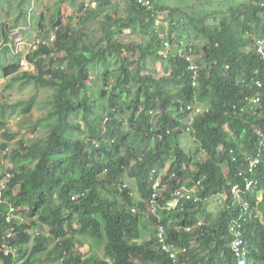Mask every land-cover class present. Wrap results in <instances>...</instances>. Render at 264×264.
Instances as JSON below:
<instances>
[{"label":"trees","instance_id":"obj_1","mask_svg":"<svg viewBox=\"0 0 264 264\" xmlns=\"http://www.w3.org/2000/svg\"><path fill=\"white\" fill-rule=\"evenodd\" d=\"M123 1L125 14L119 16L113 0H79L75 10L68 0L44 9L43 0H0V44L8 45V28H19L27 38L39 34L25 55L37 73L19 70L18 53L9 65L0 64V73L51 90L43 119L47 137L24 139L40 117L7 153L4 169L12 177L0 199V243L16 246L17 253L0 250V264H172L156 236L159 224L167 229L166 242L182 248L178 258L185 264H264V152L253 173L257 183L243 187L247 157L262 151L264 138L259 0H192L181 8L158 0ZM66 11L75 13L72 24L65 21ZM160 20L168 21L169 33H160ZM93 25L101 35L88 33ZM129 28L137 39L121 41ZM88 82L99 88L91 90ZM78 90L82 94L74 100ZM254 95L260 100L251 101ZM32 103L22 107V127ZM12 106L0 101V122ZM3 127L0 137L15 138ZM166 165L164 186L151 202L152 183ZM125 172L143 201L117 186ZM182 181L186 189L200 183L199 201L182 199L166 210ZM235 183L242 198L231 192ZM213 196L221 205L214 217L204 207ZM135 204L139 210L133 213ZM10 208L23 212V221ZM235 219L244 254L230 247L228 226ZM148 228L152 233L145 235ZM83 239L102 240L103 253L83 256Z\"/></svg>","mask_w":264,"mask_h":264},{"label":"rangeland","instance_id":"obj_2","mask_svg":"<svg viewBox=\"0 0 264 264\" xmlns=\"http://www.w3.org/2000/svg\"><path fill=\"white\" fill-rule=\"evenodd\" d=\"M43 7H41L42 9H44V7H53L56 6L59 2V0H43ZM73 2H75L76 0H71L68 2H70V10H75V6H77V4H75L74 6H71V4L73 5ZM85 3H88L89 0H84ZM115 6L117 8H119V16H122L125 14V12L123 11L125 2L123 0H113ZM31 3H33V0H30ZM36 2V1H35ZM34 2V3H35ZM159 4H164L168 7H186V5L188 3H192V0H158ZM90 4V3H89ZM92 6H94V4H92ZM182 7V8H183ZM107 11V10H105ZM104 11V12H105ZM68 11L65 12V14L67 15L65 18V21L70 22L71 24L74 22L75 20V13L74 11ZM161 21V20H160ZM69 23V24H70ZM7 24V23H6ZM168 21L167 20H163L161 22L158 23L159 27V31L161 34H165L166 32L169 33L168 30ZM49 29V27H47ZM31 32V31H30ZM133 32V28H129L127 29L122 37L121 41H131L133 39H137L138 36H136L135 34H132ZM89 34L92 33H96L97 35H101V33L97 30H94V25L93 27H91L88 30ZM9 41L8 43H10V45H3L0 44V52L2 53V55H0V62H2L3 60L8 61V58H10L14 52L15 53H19V55L23 56V53L28 52L30 49H34L36 47V41L39 38V34L37 33H33V35L30 38H27L28 36L24 33H22L20 31V29H14V30H7V33ZM139 40V39H138ZM33 41L35 43H33ZM169 42V40H168ZM170 43V42H169ZM35 44V45H34ZM31 46V48H29ZM5 48V50H4ZM10 53V55L8 54ZM22 63H26L22 60ZM146 63L148 65V67L152 66L151 63V59H146ZM100 65V64H99ZM95 66V65H94ZM24 67V66H23ZM100 67L103 69V67L100 65ZM2 67H0V71L3 72V70H1ZM24 68H29L28 70H33L31 65L29 66L28 63L25 64ZM117 68V64L114 63V69ZM156 68H158V72H160V66H157ZM34 73H36L35 70H33ZM93 75L95 77V75L99 76V71L98 69L93 71ZM2 75L0 74V101L1 102H5L8 105H13L12 108L9 107L8 109L5 110V115L4 116L8 121L6 124V128L5 131H11V133L14 132H21L22 130H24L25 132H27L30 128H32V124H34L36 121H39L38 119L41 117L42 121L38 123V127L35 131H33V133H26V135L24 136L25 141L29 142L32 140H36V139H45L47 137V133L48 131L45 129L44 124V116L47 114V110L49 109V106L47 105V103L45 102L46 99L48 98L49 92H51L50 89H45V88H41L38 85H36L33 82H28V83H13L12 82V86L5 88L6 87V78L1 77ZM156 77L158 76L157 74L155 75ZM91 90L92 89H97L98 87V83L95 82H88ZM54 93V92H53ZM82 94L81 90H78L77 93L73 96L74 100H79L80 95ZM29 100H33L32 103V113L27 116L28 120L26 122V124L22 127V119H23V114H22V107L24 106V104H26L27 101ZM8 116V117H7ZM13 119V120H11ZM11 120V121H10ZM13 121V122H12ZM24 128V129H22ZM2 140V139H0ZM188 141H191L188 137H186V139L184 140V143L188 144ZM9 160L7 159V153H0V166L2 168H0V176L4 174L6 167H8L9 164ZM151 168H153L151 166ZM167 169V165L165 166V168L162 169V171L160 172V176H162V174L164 173V170ZM122 182L119 183L117 182V186L120 187L121 185L125 184L126 186L130 187L137 195H138V191H137V186L135 184V180L133 178L128 177V175L125 173L122 174L121 176ZM100 192L103 193L104 195L108 194L106 193V191L104 189H100ZM262 197L261 192L258 195V198L260 199ZM218 196H213L210 198H207L204 200V207L205 210L211 212L212 217H214L217 212L219 211V207L221 206L218 203ZM10 212V211H9ZM11 213V212H10ZM13 216L19 217L22 221L24 219V214L23 212L20 213H11ZM199 219L202 218V213L198 214ZM202 221V219H200ZM26 224L30 225V221L28 219H25ZM43 230V228H41ZM40 229V231H41ZM32 232H35V228L31 229ZM152 233V229L148 228L145 231V235H150ZM102 240H88V239H83V244L81 246L78 245V248L80 250V253L84 256L87 255L91 252V250H95L97 251V253L99 255H101L103 253V249H102Z\"/></svg>","mask_w":264,"mask_h":264},{"label":"clouds","instance_id":"obj_3","mask_svg":"<svg viewBox=\"0 0 264 264\" xmlns=\"http://www.w3.org/2000/svg\"><path fill=\"white\" fill-rule=\"evenodd\" d=\"M263 1L264 0H259V5H260V7L264 10V5H263ZM5 25H8V24H6L5 22L1 25V26H5ZM16 29H18L19 30V28H16ZM8 30H11V29H9L8 28ZM14 30V29H13ZM12 31V30H11ZM6 33H7V31H6ZM54 34L52 33V37H51V41L52 40H54ZM263 39H264V37H263ZM9 45H10V43H8ZM35 45V44H34ZM29 48H31V46L29 47ZM31 50V49H30ZM29 50V51H30ZM28 51V52H29ZM28 52H26V53H23V56H21V59H20V69L19 70H28L29 68H24L25 67V64L26 63H28L29 64V66L31 65V67H32V69L33 70H35L36 71V73H37V70H36V68H35V64H33V63H29V61L25 58V55L28 53ZM258 52H259V50H258ZM260 53V52H259ZM9 55H10V53H8ZM14 54H16L15 52H14ZM13 54V55H14ZM19 54V53H18ZM0 55H2V53L0 52ZM11 59H12V56L10 57V58H8V61H5V60H3L2 62H0V64H2V65H4V66H7V65H9L10 64V61H11ZM22 60L24 61V62H26L25 64L24 63H22ZM24 66V67H23ZM195 70L196 69H198V72H200V68H198V67H195L194 68ZM33 70H31V71H33ZM195 73H196V71H195ZM2 76L1 77H3V78H6V82H7V84H8V82L10 81V86H12V82L13 81H11L12 80V78H13V76L15 75V74H9V75H5L4 73H0ZM16 82V81H15ZM15 82H13V83H15ZM17 83H19V82H17ZM6 84V85H7ZM100 84V83H99ZM258 86L259 87H262V83H259L258 82ZM82 91V90H81ZM96 91H94V92H92V91H90V93H95ZM256 97H258L259 98V100H260V97L259 96H256V95H254L252 98H251V101H252V99L253 98H256ZM258 100V101H259ZM200 109H201V107L199 106V107H196L195 108V114L197 115V114H199L200 113ZM8 117V116H7ZM11 120H13V119H11ZM10 120V121H11ZM187 121H186V123L190 126V124H191V122H192V120H193V115H192V117L191 118H189V119H186ZM7 119L6 120H4V121H2V122H0V126L2 127L3 126V124H4V127H3V129L5 130V128H6V124H7ZM13 122V121H12ZM2 129V130H3ZM24 130H22L21 132H23ZM6 132V131H5ZM25 132V131H24ZM1 133V132H0ZM7 133H9V134H11V135H13V136H15V138H3V137H0V139H2V140H0V144H4L5 142H9V144L7 145V146H5L4 148H2L1 146H0V153H2V154H4V153H10V151L16 146V142L19 140V139H21V137H23L22 136V134L20 133V131L19 132H14V133H11V131H8ZM33 133V132H32ZM18 134H20V138H17V137H19L18 136ZM17 136V137H16ZM29 142H31V141H29ZM260 143V147H262V151H259L258 153H256V156H248L247 157V163L245 164V166H246V170H247V173L249 174V176H244L243 177V179H244V185H243V187H244V189H245V184H246V182L248 181V180H251V181H253V184H252V187L257 183V180H256V178L253 176V173H254V170H255V168H256V165H257V163H259V160L261 159V157H262V153L264 152V138L259 142ZM0 168H2V167H0ZM6 174H8V172L5 170V172H4V174L3 175H1L2 177L0 178V183L1 182H4L5 180V177H6ZM9 174H11V177H12V173H9ZM241 174V173H240ZM10 177V178H11ZM9 178V179H10ZM9 182V181H8ZM7 182V183H8ZM5 183H6V181H5ZM200 183L199 182H197L193 187H191L190 189H186L185 187H184V182L182 181L179 185H178V187L169 195V197H168V199L166 200V202H165V205H164V207H165V209L166 210H172V209H174V208H176L178 205H179V203H180V200H182V199H185V200H193L194 202H197V201H199V197L198 196H196V191L198 190V188H199V185ZM235 184H238V183H235ZM233 185V184H232ZM241 188H242V186L240 185V184H238ZM137 186V185H136ZM164 186V184H163V182H162V176H158L157 178H155V180H154V182L152 183V186H151V188H152V190H153V192H152V194H151V202H154V200H155V197L157 196V193H158V191L160 190V187H163ZM120 187H128V186H126L125 184H123V185H121ZM251 187V188H252ZM129 188V195H131V196H133L134 198H135V200H136V202H141V201H143V199H142V197H141V194H140V192L138 191V188H136L137 189V191H138V195L130 188V187H128ZM231 188H232V186H231ZM3 190H5V186L2 188V192H3ZM177 190H182L183 191V193L185 194V193H189L190 195H191V197L190 198H186V197H181L180 198V200H179V203L177 204V205H175L174 207H171V208H168V205H167V203L169 202V199H170V197H171V195H173ZM246 190V189H245ZM233 194V193H232ZM242 194V193H241ZM261 199V198H260ZM246 203V202H245ZM130 210L134 213V212H136V211H138L139 210V206H137V204H135V205H132L131 207H130ZM151 210H154V207H151ZM9 211L10 212H13V208H10L9 209ZM8 211V213H10ZM11 216H13V215H11ZM9 217H10V215H9ZM146 218V220L148 221L149 219H148V217H145ZM235 222H230V224H229V226H228V231H229V233H230V235H231V241H230V247H231V250L233 251V253L234 254H236V251H235V249H234V243H235V241L236 240H240V244H241V242H242V240H243V245H245V240H244V238H243V234H242V232H241V225H240V223L238 222V221H236V219L234 220ZM201 222V220L199 221V223ZM163 228V233H164V235H165V237L167 238L168 236V233H167V229H166V227L163 225V224H159L158 226H157V230H156V236H157V238H158V232H159V229L160 228ZM190 229V227L189 226H187V227H185V230L187 231V230H189ZM0 230H1V228H0ZM4 232V230L2 231V233ZM1 233V234H2ZM11 238V237H10ZM158 241H159V238H158ZM160 242V241H159ZM165 243L167 244V245H169V246H171L172 248H174L176 251H177V260H178V262H180V264H185L184 262H182V261H180V259L178 258V253L179 252H181L182 251V248H179V247H176L174 244H172V243H167L166 242V239H165ZM161 245V244H160ZM14 247V246H13ZM161 247H162V245H161ZM15 248V252L13 253V254H8V255H11V256H15L16 255V253H17V247L15 246L14 247ZM240 249V248H239ZM244 249L245 248H243V249H241V250H239V254H244L245 253V251H244ZM4 255V254H3ZM171 259V258H170ZM172 260V259H171ZM178 262L176 263V264H178ZM14 264V263H13ZM17 264H22V263H17ZM172 264H174L173 262H172Z\"/></svg>","mask_w":264,"mask_h":264},{"label":"built area","instance_id":"obj_4","mask_svg":"<svg viewBox=\"0 0 264 264\" xmlns=\"http://www.w3.org/2000/svg\"><path fill=\"white\" fill-rule=\"evenodd\" d=\"M137 2L140 4H144V5L150 4V0H137ZM263 5H264V1H263ZM258 50L261 53V55L264 57V49L262 47H259ZM258 100H259L258 97L252 99L253 102H257ZM10 177H11V174H9V173L6 174V177L4 179L6 181V183L9 181ZM5 181L0 183V199H1V195H2V188L5 186ZM252 184H253V181L248 180L245 184V189L246 190L251 189ZM231 192L233 193V195L235 197L242 198L241 197V187L238 184L232 185ZM183 196L186 198L191 197V195L189 193L184 194L182 190H177L173 195H171L169 202L167 203L168 208H171V207H174L175 205H177L179 203L180 198ZM243 205L245 207L246 203L243 202ZM6 236L10 238L11 233H8ZM158 238H159L160 244L162 245V249L169 252V256L172 259V262L174 264H176L178 262L177 251L165 243L166 237L163 233L162 227L159 229ZM239 248H240V240H236L234 243V249H235L236 253H239V250H240ZM0 250H2V253L4 255H8L10 253L13 254L15 252V248L13 246L3 244V243H0Z\"/></svg>","mask_w":264,"mask_h":264},{"label":"bare ground","instance_id":"obj_5","mask_svg":"<svg viewBox=\"0 0 264 264\" xmlns=\"http://www.w3.org/2000/svg\"><path fill=\"white\" fill-rule=\"evenodd\" d=\"M194 71L198 72V69H196V70L194 69ZM243 247H244V245H243V240H242V242L240 244V250L243 249Z\"/></svg>","mask_w":264,"mask_h":264},{"label":"crops","instance_id":"obj_6","mask_svg":"<svg viewBox=\"0 0 264 264\" xmlns=\"http://www.w3.org/2000/svg\"><path fill=\"white\" fill-rule=\"evenodd\" d=\"M78 2H79V0H76L75 2L72 1L73 5H72V4H71V5L74 6V5L77 4Z\"/></svg>","mask_w":264,"mask_h":264}]
</instances>
